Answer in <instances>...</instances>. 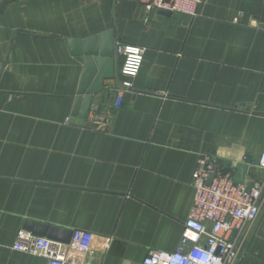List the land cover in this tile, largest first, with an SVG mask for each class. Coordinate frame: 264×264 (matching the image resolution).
I'll return each instance as SVG.
<instances>
[{"label":"crops","instance_id":"1","mask_svg":"<svg viewBox=\"0 0 264 264\" xmlns=\"http://www.w3.org/2000/svg\"><path fill=\"white\" fill-rule=\"evenodd\" d=\"M15 30L0 75V264H48L12 248L28 222L92 232L87 264H141L177 249L201 156L245 185L264 180V0H203L195 16L138 0H0V65ZM106 30L114 77L72 124L82 64L65 38ZM117 42L145 51L133 92L107 115ZM236 236L237 264H264V199Z\"/></svg>","mask_w":264,"mask_h":264},{"label":"built area","instance_id":"2","mask_svg":"<svg viewBox=\"0 0 264 264\" xmlns=\"http://www.w3.org/2000/svg\"><path fill=\"white\" fill-rule=\"evenodd\" d=\"M138 1L146 11L157 9L195 16L203 0ZM115 51L121 55L122 63L120 78L113 85L115 98L107 115L121 107L124 94L133 92V81L140 71L145 49L117 42ZM94 121L99 125L107 117L95 116ZM257 164L264 170V150ZM191 183L192 203L177 249L151 250L141 264H237L240 248L235 234L257 218L264 199V180L253 183L247 191L244 183L217 167L214 157L201 156L193 169ZM16 237L13 249L46 257L48 264H87L84 257L91 249L93 234L88 230H72L67 248L77 250L83 256L80 260L68 258L61 243L46 237L34 236L23 229Z\"/></svg>","mask_w":264,"mask_h":264},{"label":"water","instance_id":"3","mask_svg":"<svg viewBox=\"0 0 264 264\" xmlns=\"http://www.w3.org/2000/svg\"><path fill=\"white\" fill-rule=\"evenodd\" d=\"M164 13H171L160 10ZM20 32L15 30L9 42L4 62L0 65V75L8 57L12 40ZM66 45L72 56L82 64V73L76 95L74 96L73 108L69 122L83 126L86 116L90 110L93 96L103 90L104 80L114 77V43L112 30H106L97 35L84 39L65 38ZM130 93H126L123 99L128 98ZM96 126V124H92ZM209 179L208 182H210ZM251 187V183L246 184V190ZM26 229L30 230L34 236H45L52 241L69 243L72 231L64 230L54 226L28 222Z\"/></svg>","mask_w":264,"mask_h":264}]
</instances>
